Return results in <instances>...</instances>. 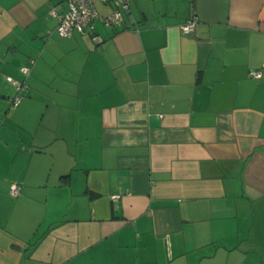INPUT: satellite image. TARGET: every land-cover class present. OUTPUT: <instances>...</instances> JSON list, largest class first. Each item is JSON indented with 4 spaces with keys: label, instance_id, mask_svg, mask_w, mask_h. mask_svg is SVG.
Segmentation results:
<instances>
[{
    "label": "crops",
    "instance_id": "0c3cea01",
    "mask_svg": "<svg viewBox=\"0 0 264 264\" xmlns=\"http://www.w3.org/2000/svg\"><path fill=\"white\" fill-rule=\"evenodd\" d=\"M51 8L0 0V264H264V0Z\"/></svg>",
    "mask_w": 264,
    "mask_h": 264
},
{
    "label": "built area",
    "instance_id": "2783aa9c",
    "mask_svg": "<svg viewBox=\"0 0 264 264\" xmlns=\"http://www.w3.org/2000/svg\"><path fill=\"white\" fill-rule=\"evenodd\" d=\"M131 0H66V8L62 12L51 8L49 13L57 19L56 31L59 36L65 37L73 32H85L93 28V21L99 19L107 27L117 26L122 24L124 12L130 8ZM108 6L109 12L102 15L99 12L98 6ZM197 24V16L192 14L188 19L180 25V29L184 33L194 31ZM95 41H101L98 35H94ZM30 62H33L31 60ZM20 72L27 75L30 71V66L23 65L19 68ZM251 75L259 77L260 71L253 70ZM14 87L15 94L11 102L18 104L22 99V91L26 87L24 81L9 77L8 78ZM9 193L17 196L20 193V185L11 183ZM113 197H117L114 195Z\"/></svg>",
    "mask_w": 264,
    "mask_h": 264
},
{
    "label": "trees",
    "instance_id": "16d2710c",
    "mask_svg": "<svg viewBox=\"0 0 264 264\" xmlns=\"http://www.w3.org/2000/svg\"><path fill=\"white\" fill-rule=\"evenodd\" d=\"M40 236H37L35 239H33L32 244H35V242H37V240L39 239Z\"/></svg>",
    "mask_w": 264,
    "mask_h": 264
},
{
    "label": "rangeland",
    "instance_id": "374dc122",
    "mask_svg": "<svg viewBox=\"0 0 264 264\" xmlns=\"http://www.w3.org/2000/svg\"><path fill=\"white\" fill-rule=\"evenodd\" d=\"M98 8H99V6H98Z\"/></svg>",
    "mask_w": 264,
    "mask_h": 264
}]
</instances>
